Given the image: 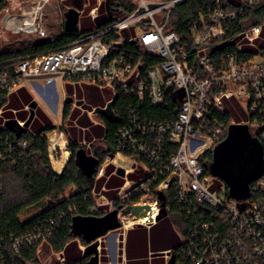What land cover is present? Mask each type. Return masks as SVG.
I'll use <instances>...</instances> for the list:
<instances>
[{
	"label": "built area",
	"instance_id": "obj_1",
	"mask_svg": "<svg viewBox=\"0 0 264 264\" xmlns=\"http://www.w3.org/2000/svg\"><path fill=\"white\" fill-rule=\"evenodd\" d=\"M83 1L88 3L89 0ZM126 1L134 5V11L108 27H97L61 49L18 59L12 75L8 72L0 74V92L9 94L29 81L46 102L53 103L51 84L54 83L56 88L57 81H69L108 88L112 99L121 88L126 94H136L139 101L149 100L153 106L164 107L171 102L176 106L175 119L163 122L133 119L120 131L117 153L124 155L125 151H136L151 167L144 164L148 170L146 177L136 187L130 186L118 193L116 198L124 201L132 188L135 193H142L143 197L131 205L154 204L156 212L142 222L148 224L158 215V192L172 185L181 201L192 196L215 215V222L201 223L187 237L182 250L185 261L190 259L191 264H264V179L253 181L249 185V195L238 200L224 195L204 168L207 164L205 152L219 143L228 131L214 113L226 112V107L233 105L232 99L248 114V119L235 121L232 117L230 125L258 128V121L253 116L264 114V49L259 48L257 54L246 59L228 51L217 53L218 44L230 41L226 39L224 23L234 19L237 11L228 9L226 2L216 0L217 7L210 19L195 23L190 29L192 45L196 48V61L191 63L186 48L179 45L180 38L167 27L171 9L181 0ZM49 2L35 0L18 15L6 13L3 16L5 29L36 38L48 37L42 20L43 9ZM242 2L253 5L256 0ZM100 4L101 0H97V5L90 9L91 18L97 17ZM150 4L155 7L151 8ZM163 8L168 12L158 23L155 16ZM263 27L264 20L243 31L234 40L238 51L241 52L244 43L252 45L260 37ZM110 33L117 39L105 42V35ZM55 38L50 36V41ZM134 42L147 56L158 57V62L148 67L146 60L124 49L125 44ZM35 79L43 80V84L39 85ZM3 113L4 108L0 107V130H8L5 122L12 118L4 117ZM16 120L24 127L25 121ZM25 131H30L29 127ZM63 136V132L46 134L49 156L66 150ZM15 140L5 137L0 141V164L11 159L15 147L26 145L25 141ZM169 144L175 145L173 152L168 149ZM103 172L104 167L100 166L97 176ZM164 174L158 181V176ZM98 196L109 211L113 210L114 199L108 200L101 193ZM103 205L97 203V206ZM122 210L117 211L118 215ZM120 222L119 229L137 224ZM50 234V231H44L11 238L10 249L17 253L22 246L44 240Z\"/></svg>",
	"mask_w": 264,
	"mask_h": 264
},
{
	"label": "trees",
	"instance_id": "obj_2",
	"mask_svg": "<svg viewBox=\"0 0 264 264\" xmlns=\"http://www.w3.org/2000/svg\"><path fill=\"white\" fill-rule=\"evenodd\" d=\"M69 1L71 0L63 2ZM221 1L226 2L228 9L236 10L237 16L224 23L226 39L230 41L218 44L217 53L228 51L240 59L253 57L258 53V49L242 48L239 52L234 40L243 31L264 20V0H256L253 5H244L242 0ZM7 5L8 0H0V14ZM216 7V0H181L169 13L167 27L178 35L179 45L186 48L191 63L196 61V48L192 45L190 29L195 23H200L202 20L208 21ZM100 9L105 10L106 16H108V19L98 26V29H104L131 14L135 7L126 0H101ZM66 10L67 8L64 6L63 13ZM92 31L66 33L62 30L55 35L49 34L41 42H38V38L34 37L24 41L18 40L15 44L1 46L0 74L8 72L12 75L16 61L20 58L61 49ZM50 36H56L55 40L50 41ZM110 39H117V37L113 33L106 34L104 41L108 42ZM124 49L136 57L146 60L148 67L159 60L156 56H147L137 42L125 44ZM263 49L264 46L260 50ZM8 103L9 95L6 92H0V107L5 108ZM71 104V101H66L62 112L63 120L67 118ZM95 106L97 107V104ZM112 109L114 116L111 119L95 114L104 125L102 140L105 150L102 153L96 150L93 154L97 159V164L90 176L83 172L77 162V153L84 148L74 140L69 141L70 157L62 171L57 173L52 169L46 134L55 130L57 128L55 125L48 124L37 131H25L20 137H16L10 130H0V141L9 137L11 140L16 139V142H26L24 147L14 146L11 159L0 164V184L2 186L0 193V264H39L38 251L43 243H47L49 249L55 254H62L63 263L59 264H88L89 258L81 257L82 252L78 248V242L83 246H86L87 242L80 233L74 231V220L77 217H102L109 211L104 205L97 206L94 192L95 178L104 157L118 152L120 131L133 119L144 122H163L176 117V106L171 102L164 107L153 106L149 100L139 101L136 94H126L121 88L117 89L112 99ZM3 114L6 118H12L6 111ZM214 116L219 123H224L227 128L230 126L232 116L229 113H214ZM253 117L258 121V128L254 129L256 139L262 147L264 162V114L258 113ZM248 129L250 131V128ZM226 136L227 131H225L222 140ZM217 144L205 152L204 158L207 164L204 165V168L206 172L209 171V165L213 159V149ZM175 148L173 144L168 145L171 152ZM124 155L151 167V164L143 157L138 156L136 151H125ZM164 176L165 174L159 175L158 181ZM258 179H264V165L263 172ZM137 184L133 187H136ZM152 191L154 192V189ZM163 194L167 215L177 223L183 236L182 241L173 247L174 264H191V260L185 261L182 255V250L187 244V237L201 223L215 222V215L207 206L198 204L192 196L181 201L177 190L172 185L164 190ZM107 195L108 200L114 199L113 210L117 211L137 203L143 197L142 193H135L133 188L124 201L116 198V192H110ZM33 211L32 215L22 219V215ZM44 231L51 232L50 236L44 240L22 246L17 253L10 249L11 238H20L30 233Z\"/></svg>",
	"mask_w": 264,
	"mask_h": 264
},
{
	"label": "crops",
	"instance_id": "obj_3",
	"mask_svg": "<svg viewBox=\"0 0 264 264\" xmlns=\"http://www.w3.org/2000/svg\"><path fill=\"white\" fill-rule=\"evenodd\" d=\"M88 4L91 7L90 9H92L97 5V0H89ZM98 10H100V6L98 7ZM98 17L99 16L97 15V17L94 19L97 20ZM59 25L64 31V19L61 20ZM36 80L37 79H35V81ZM29 87H31L29 81H26L23 85L9 93V103L4 108V111L9 113L8 116L11 115L12 118H15L13 117V113L17 112L20 108L24 111H27L28 118L29 104L32 101H35L37 106L35 108L34 119L38 117L45 123V126L48 124L56 125L51 122L49 116L43 110L42 104H40L39 101H37L32 96ZM68 97L70 96L67 94L64 96L62 112L66 101H68ZM44 101L46 100L44 99ZM80 101L81 104L78 105L77 103ZM46 103L48 108L53 113H57L58 103L57 109L55 108L54 101L53 103H49L48 101ZM71 103L72 104L67 118L64 120L61 119L60 123L61 129L65 131L63 134L65 133L64 136L67 141L66 145L67 147L69 146L70 140H74L80 145L83 143H88L89 148L84 150L86 151L87 155L94 157L92 150H90V145L94 142H100L102 145H104L102 140L104 125L100 120L94 121L91 118L94 108L91 111H87L83 106L84 101L74 100L72 98ZM26 119L18 120L26 121ZM59 155V159L53 162L52 167V169L57 173L61 172L65 167L69 159L70 152L67 150H61ZM109 155L106 156L107 160L102 162L105 163V165L101 164V166L105 168L104 172L101 176L96 175L94 185L95 194L97 195L101 193V195L106 199H109L107 197V193L116 192L117 197L118 193L125 191V189L130 186H134L148 173V170L144 164L135 160L134 158L122 155L120 153L113 154V157L111 158ZM65 157L66 159L62 167H60L59 170H56L54 163L60 162ZM118 168L124 170L123 177L117 174ZM182 238L183 236L178 228L177 223H175L168 215L159 221H154L150 224H144L141 227L133 225L128 226L126 229L110 231L99 239V264H168L171 256L174 255L172 252L174 251L173 247L179 241H182ZM84 247L85 246L78 242V248L81 250L82 254ZM58 256L60 258L59 263H63L62 254H58Z\"/></svg>",
	"mask_w": 264,
	"mask_h": 264
},
{
	"label": "water",
	"instance_id": "obj_4",
	"mask_svg": "<svg viewBox=\"0 0 264 264\" xmlns=\"http://www.w3.org/2000/svg\"><path fill=\"white\" fill-rule=\"evenodd\" d=\"M232 1V0H228ZM150 7H155V4H150ZM80 12L76 8H68L64 13V31L66 33L78 31V20ZM45 38H38V42L43 41ZM51 90L54 93V105L57 109L58 96L55 84H51ZM42 90L40 89V92ZM68 101H72L68 97ZM81 104V101L77 103ZM37 103L32 101L29 104V115L21 127L18 121L14 118L5 122L8 130L13 132L16 137H20L23 132L30 126L35 116V108ZM94 114H100L106 119H111L114 116L112 109V101H109L105 108L96 107L93 110ZM258 141V140H257ZM109 157H113L110 154ZM77 162L82 168L83 172L90 176L97 164V159L91 155H87L84 149L79 150L77 153ZM261 164L262 170L257 175H254L255 169ZM263 152L262 147L258 141L257 144L253 143L249 129L244 124H232L228 127L227 136L213 149V159L209 167L214 175L221 177L226 183L231 197L235 199H244L249 195V185L251 182L260 178L263 172ZM117 174L121 177L124 176V170L117 169ZM235 188H243L244 191L238 195ZM159 211L155 221H159L167 216V209L165 204V196L163 192H158ZM148 205L134 204L128 205L123 210L124 215L132 216L138 215L144 207ZM150 224V223H148ZM143 223H137L136 226L141 227ZM121 228V222L118 219L117 210H112L102 217H77L74 220V231L80 233L86 240L87 245L83 249L82 257H88V264H99V239L105 236L108 232ZM175 256L172 255L168 264H174Z\"/></svg>",
	"mask_w": 264,
	"mask_h": 264
},
{
	"label": "rangeland",
	"instance_id": "obj_5",
	"mask_svg": "<svg viewBox=\"0 0 264 264\" xmlns=\"http://www.w3.org/2000/svg\"><path fill=\"white\" fill-rule=\"evenodd\" d=\"M77 1V2H76ZM151 1H159V2H164L162 0H151ZM35 0H8V5L7 7L1 12L0 14V47L4 46L6 44H15L18 40H27L28 38H34L33 35H27V34H22V33H12L9 30H6L4 27V22H3V16L6 13L9 14H14L18 15L22 12V10L28 9ZM64 6L68 8H76L79 12V20H78V31L79 32H88L91 30L96 29L98 26L102 25L105 20L108 19V16H106L105 10L103 11L102 9L98 10L97 15L99 16L97 20L93 19L90 17L88 14L90 10V5L83 0H71L69 2H63V0H50V2L44 7L43 9V26L47 31V34L55 35L58 32H60L61 26L59 23L61 22L63 17V10ZM168 12L167 8L161 9L155 16V20L160 23L163 21V17L166 16V13ZM169 17V16H168ZM252 45H247L243 44V48H254V49H259L264 46V30L260 37L255 40ZM36 82L39 85L43 84V80L37 79ZM32 96L39 101L40 104H42L43 110L47 113L49 116L51 122L53 124H56L55 126L57 127L55 131L53 132H63V130L60 127L61 119H62V104L64 101V96L67 94L70 97H72L74 100H82L84 101V108H86L87 111H91L94 107L95 104H97V107H103L108 99L112 97V93L108 88H99L97 86L93 85H88L83 82H69L66 81L64 84L62 81H57L56 83V90L59 96V102H58V111L57 113H53L47 106L46 101H44L42 95L40 93H37L35 90L32 89V87H29ZM41 97V98H40ZM233 105L231 107H226V112L229 113L235 121H246L248 119V114L244 112L236 102V100L232 99ZM19 108V107H17ZM13 117L16 119H26L27 118V111H24L22 109H18L17 112L13 113ZM91 118L94 121H98L99 119L94 115V113L91 115ZM45 126V123L40 120L38 117H36L33 122L29 126L30 131H37L42 129V127ZM65 126V125H63ZM250 135L253 140L254 144H257L258 141L256 139V131L255 129L250 126ZM70 130V129H69ZM71 132V131H70ZM64 135V134H63ZM63 142H66L65 136H63L62 139ZM63 144V143H62ZM65 144L66 150H68L67 145ZM81 146L87 150L89 147L88 143H83ZM91 149L93 154H95V151L98 150L99 153L104 152L105 146L102 145L100 142H94L91 145ZM61 151H58L56 156H49L50 157V163L51 166L53 167V162L59 159ZM70 152V151H69ZM89 152V151H88ZM70 157V155H69ZM107 157L105 156L103 161H105ZM262 170L261 164L255 169L254 175H257L260 173ZM209 176L214 178L215 186H219L222 188V191H224V195L226 196H231V192L229 191V188L225 185V182L221 177H218L214 175V173L211 171V168L209 167L208 171ZM235 191L238 195H241L242 192L244 191L243 188H235ZM96 196V195H95ZM97 203L102 204V200L100 199L101 197L98 196L97 194ZM233 197V196H232ZM148 200V199H146ZM152 204V203H151ZM109 212V211H108ZM33 212H29L27 214L22 215V219H25L32 215ZM118 219L123 220V222L127 225H131L132 223L129 222V219L126 215H124L121 212V215H118ZM38 256H39V264H59L60 258L58 254H55L52 252L47 243L41 244L39 251H38Z\"/></svg>",
	"mask_w": 264,
	"mask_h": 264
},
{
	"label": "bare ground",
	"instance_id": "obj_6",
	"mask_svg": "<svg viewBox=\"0 0 264 264\" xmlns=\"http://www.w3.org/2000/svg\"><path fill=\"white\" fill-rule=\"evenodd\" d=\"M63 132H65V131H63ZM65 159H66V157L63 158L60 162L54 163V167L56 168V170H59L60 167H62V165L64 164ZM102 164L105 165V163H102ZM142 205H148V206L147 207H144V209L142 210V212H140V214H138V215H132V216L130 215L129 222H131L132 224L133 223H142V222L146 221L147 219H150L154 215L153 213L156 212V207L154 206V204L144 203Z\"/></svg>",
	"mask_w": 264,
	"mask_h": 264
},
{
	"label": "flooded vegetation",
	"instance_id": "obj_7",
	"mask_svg": "<svg viewBox=\"0 0 264 264\" xmlns=\"http://www.w3.org/2000/svg\"><path fill=\"white\" fill-rule=\"evenodd\" d=\"M225 185H226V183H225ZM227 186V185H226ZM228 188V187H227Z\"/></svg>",
	"mask_w": 264,
	"mask_h": 264
}]
</instances>
